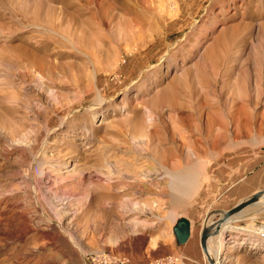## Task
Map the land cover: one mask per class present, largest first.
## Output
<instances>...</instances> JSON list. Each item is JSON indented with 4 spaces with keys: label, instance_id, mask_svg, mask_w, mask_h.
<instances>
[{
    "label": "rangeland",
    "instance_id": "obj_1",
    "mask_svg": "<svg viewBox=\"0 0 264 264\" xmlns=\"http://www.w3.org/2000/svg\"><path fill=\"white\" fill-rule=\"evenodd\" d=\"M263 140L264 0H0V264H209ZM239 214L264 230V199Z\"/></svg>",
    "mask_w": 264,
    "mask_h": 264
},
{
    "label": "water",
    "instance_id": "obj_2",
    "mask_svg": "<svg viewBox=\"0 0 264 264\" xmlns=\"http://www.w3.org/2000/svg\"><path fill=\"white\" fill-rule=\"evenodd\" d=\"M263 195H264V188L255 191L249 197L245 198L244 200H241L231 208L224 211H219L218 213H220V216L218 218L212 220L209 224L205 223L202 226L200 232V246L209 264H218V261H216L210 255V252L208 250V239L214 236H219L221 234V231L223 230L222 227L223 226L225 227L226 223L231 221L234 215L240 213V211H242L247 206L258 202ZM209 216L210 214H208V217ZM223 232H224V237L226 239L229 234L228 229L224 228ZM220 258H222V254H219L218 260H220Z\"/></svg>",
    "mask_w": 264,
    "mask_h": 264
},
{
    "label": "bare ground",
    "instance_id": "obj_3",
    "mask_svg": "<svg viewBox=\"0 0 264 264\" xmlns=\"http://www.w3.org/2000/svg\"><path fill=\"white\" fill-rule=\"evenodd\" d=\"M99 102H102V100L99 98L98 99V103ZM169 173H170V177H171V189H172V191H176V192H178L179 194L180 193H182L181 194V196L180 197H182L183 196V193H185V194H187L193 187H194V184H195V181L193 180L194 179V177H192L193 175H191L190 174V176H186V178H184V179H182L180 176H178L175 172H173V171H169ZM195 191V190H194ZM191 193H193V192H191ZM191 193H190V195H191ZM189 195V196H190ZM188 197V196H187ZM261 200L262 199H264V195L260 198ZM248 207V206H247ZM244 210V209H243ZM242 210V211H243ZM246 210V209H245ZM242 211H240V212H242ZM239 214V213H238ZM234 216H236V215H234ZM211 222V220L208 222V224ZM229 223H230V221H229ZM229 225V224H228ZM228 225H225V226H228ZM224 227V226H223ZM223 227H222V229H223ZM229 227H230V225H229ZM236 229L239 231L240 229L239 228H237L236 227ZM224 230V229H223ZM236 231V230H235ZM256 231V230H255ZM257 231H262V230H257ZM250 233H252V232H250ZM222 235V234H221ZM217 236L218 237V242H219V244L221 245V244H223V242H222V240H221V238H222V236ZM211 238L210 239H208V250H209V252H210V255L216 260V261H218V264H221L220 263V261L218 260V256H219V254H220V245H216V247H215V251H213V249L211 248Z\"/></svg>",
    "mask_w": 264,
    "mask_h": 264
},
{
    "label": "crops",
    "instance_id": "obj_4",
    "mask_svg": "<svg viewBox=\"0 0 264 264\" xmlns=\"http://www.w3.org/2000/svg\"><path fill=\"white\" fill-rule=\"evenodd\" d=\"M242 218H244V215H241V214H236V216H233L232 217V219H231V221L230 222H232V221H239L240 219H242ZM229 223V222H228ZM228 223H226V225H228ZM230 225V227H228ZM228 226H225L224 228H229L228 230H232V231H235L236 230V232L238 233H241V231H238L237 229H236V225H232V224H229ZM239 227V226H238ZM223 228V229H224ZM223 231V230H222ZM229 233V232H228ZM244 235L245 234H247V233H243ZM248 235H251L250 233H248ZM220 236V235H219ZM215 237H217V236H215ZM229 237V239H227ZM211 238H214V237H211ZM223 239V246L225 245V247H223V249L221 250V245L219 244V242H218V239H217V241H211L210 243H211V245L212 246H216V245H220V251H221V254H222V258H221V261L223 262V264H226V262L228 261V255H224V250H226L227 252H231V251H233V252H236V251H238V248H239V244H240V242L242 241V239L244 238V236H238V235H235L234 233L231 235L230 233L228 234V236H227V238L225 239V237L223 236L222 237ZM232 239V240H231ZM230 240H231V242H230ZM226 242H229L228 244L226 243ZM234 243V244H233ZM233 244V245H232ZM199 247H200V252L202 253V249H201V246H200V240H199ZM233 247V248H232ZM243 254H234V259L235 260H241L242 258L241 257H243L242 256Z\"/></svg>",
    "mask_w": 264,
    "mask_h": 264
},
{
    "label": "built area",
    "instance_id": "obj_5",
    "mask_svg": "<svg viewBox=\"0 0 264 264\" xmlns=\"http://www.w3.org/2000/svg\"><path fill=\"white\" fill-rule=\"evenodd\" d=\"M262 143L264 144V140L262 141ZM245 235L246 236H244V238L242 239L241 242H243V240H245V241H249L253 245L254 244H256V245L264 244V230H262V231L256 230V231H253L251 233V235H248V234H245ZM227 239H229V237ZM168 264H173V263L169 262Z\"/></svg>",
    "mask_w": 264,
    "mask_h": 264
}]
</instances>
